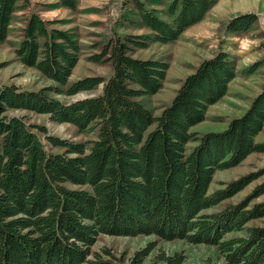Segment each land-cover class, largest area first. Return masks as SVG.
Segmentation results:
<instances>
[{"label": "trees", "instance_id": "obj_1", "mask_svg": "<svg viewBox=\"0 0 264 264\" xmlns=\"http://www.w3.org/2000/svg\"><path fill=\"white\" fill-rule=\"evenodd\" d=\"M135 25L146 33L125 32L107 41L96 62L110 61L109 77L88 75L70 83L81 55L74 28H60L32 11L16 54L53 84L26 89L0 84V264H122L110 251H93L99 235H158L218 247L222 264H264V182L239 203L212 208L264 175L250 173L210 192L217 170L238 166L250 154L264 152L257 136L264 129V83L246 111L223 131L203 134L192 128L206 119L209 106L228 92L237 75L231 55L221 50L188 74L174 98L155 115L141 98L164 86L168 62L134 56L153 43H172L201 22L218 0H132ZM54 8H79V0H56ZM30 0H0V42L8 39L17 12ZM84 11H90L86 8ZM255 12L239 13L226 24L241 34L258 21ZM264 65L248 68L254 73ZM103 84V87H102ZM102 90L69 102L57 95ZM14 110L49 115L80 132H96L88 142L48 133L47 143L26 117ZM153 125L154 128L150 129ZM197 144L188 152L189 142ZM231 232L242 234L227 237ZM154 243L139 249L130 264H143ZM161 264H184L179 252L160 253Z\"/></svg>", "mask_w": 264, "mask_h": 264}, {"label": "rangeland", "instance_id": "obj_2", "mask_svg": "<svg viewBox=\"0 0 264 264\" xmlns=\"http://www.w3.org/2000/svg\"><path fill=\"white\" fill-rule=\"evenodd\" d=\"M56 0H30V6L16 13L10 28L7 41L0 42V84H16L26 89H39L53 84L34 67L23 64L16 54V48L23 39V28L32 11L39 12L47 20H68L67 23L57 22L53 26L74 28L81 44L80 60L73 70L70 83L88 76L101 75L109 77L113 70L112 62H96L91 59L93 54L101 52L109 39L125 32L146 33L149 29L135 25L128 18H135L136 7L132 0H79V8L71 10L66 7L54 8L49 4ZM172 0H162L158 9H164ZM90 8V11H84ZM255 12L259 15L255 25L246 32L234 34L225 29L228 21L239 13ZM227 51L236 65L237 75L230 83L227 94L217 103L209 106L206 119L195 125L192 131L203 134L209 131H223L234 117L241 116L250 106L253 99L261 91L264 83V65L254 73L245 70L257 61L264 63V0H218L207 13L204 20L188 28L181 37L172 43H153L148 48L137 49L133 54L145 59H158L168 62L169 69L163 88L156 94L144 96L142 101L155 115H160L170 104L184 78L194 71L199 63L217 52ZM102 90L99 86L95 95ZM87 91L73 96L57 95L69 102L79 98ZM12 115L25 116L47 143L44 133L36 125L46 126L49 134L58 135L78 142H88L96 138V132H80L71 123H59L51 120L49 115L29 110H14ZM153 125L150 129L154 128ZM257 141H264V129L257 136ZM197 144L189 142L188 152ZM264 170V152L250 154L238 166L217 170L210 192L225 187L231 182L250 173ZM264 182V175L255 179L245 189L225 199L220 204L206 209L204 213L222 210L239 203L254 189ZM264 201V193L253 199L252 204ZM264 225V218L254 219L248 226ZM242 232H231L233 237ZM150 243L155 247L146 257L143 264H161L158 254L179 252L184 256V264H222L226 261L218 247L209 244H193L183 239L165 240L158 235L117 236L99 235L93 245V251L110 250L122 264H130V259L139 249Z\"/></svg>", "mask_w": 264, "mask_h": 264}, {"label": "water", "instance_id": "obj_3", "mask_svg": "<svg viewBox=\"0 0 264 264\" xmlns=\"http://www.w3.org/2000/svg\"><path fill=\"white\" fill-rule=\"evenodd\" d=\"M102 87H103V84H102ZM96 95V94H95ZM94 94L93 95H91V94H89L88 93V91L86 92V93H84L82 96H80L79 98H86V97H91V96H95ZM79 98H76V99H74V100H77V99H79Z\"/></svg>", "mask_w": 264, "mask_h": 264}]
</instances>
